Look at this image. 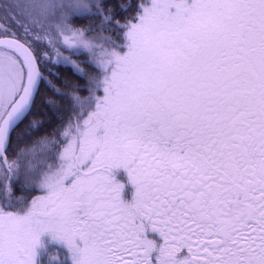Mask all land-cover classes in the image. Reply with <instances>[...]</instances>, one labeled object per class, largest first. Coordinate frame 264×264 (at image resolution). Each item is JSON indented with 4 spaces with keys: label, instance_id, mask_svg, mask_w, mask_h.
<instances>
[{
    "label": "snow or ice",
    "instance_id": "1",
    "mask_svg": "<svg viewBox=\"0 0 264 264\" xmlns=\"http://www.w3.org/2000/svg\"><path fill=\"white\" fill-rule=\"evenodd\" d=\"M76 15L72 40L95 26L118 41L102 78L0 19V122H38L60 146L41 194L0 181V264H264V0Z\"/></svg>",
    "mask_w": 264,
    "mask_h": 264
},
{
    "label": "trees",
    "instance_id": "2",
    "mask_svg": "<svg viewBox=\"0 0 264 264\" xmlns=\"http://www.w3.org/2000/svg\"><path fill=\"white\" fill-rule=\"evenodd\" d=\"M57 1V0H53ZM78 1V0H77ZM67 2V3H66ZM83 7L88 5L89 0H81ZM31 0H0V11L8 10L9 8L14 10L16 18L19 19L22 25L28 26L32 29H39L36 26L45 19V16L37 17V20L33 18L30 21L28 16V5ZM34 2H32L33 4ZM39 3V7L35 10L39 13L41 9L42 0H35V4ZM58 3V2H57ZM70 3L65 0L62 6H65L66 14L64 20L66 24L71 27L82 30L83 25L79 23L80 17L76 15V12L72 10ZM26 12L24 13V7ZM62 6L55 4L50 7L48 14L51 19H47L50 22L60 21V10ZM71 8H70V7ZM69 10V11H68ZM13 16L10 14L3 15L0 19L10 20ZM46 31L50 37H57L59 34L57 30L53 28H40ZM87 37L100 38L102 41L118 43L115 38L111 37L108 33L100 34V30L93 26V30L90 31ZM85 55V54H83ZM83 64L85 70L92 76L94 71L98 70L94 65L86 62L85 60L79 61ZM60 146L56 133L52 129L43 130L40 129L39 123L35 121H22L11 131L9 136V142L5 149L6 161L5 163L0 159V181L6 190L11 191L12 184L10 180L16 181L21 187L28 190H35L37 194H41V190L44 188V177L51 173L59 158Z\"/></svg>",
    "mask_w": 264,
    "mask_h": 264
},
{
    "label": "rangeland",
    "instance_id": "3",
    "mask_svg": "<svg viewBox=\"0 0 264 264\" xmlns=\"http://www.w3.org/2000/svg\"><path fill=\"white\" fill-rule=\"evenodd\" d=\"M63 1H65V0H57V1L42 0L41 9L39 10L40 14H38L35 11L29 10L30 6L32 5V2L35 3V0H31V3H29V5H28V16H29L30 21H32L33 18L35 20H37V17H41V14H42V16H45L47 19H51V16L48 14L50 7H52L58 3H59V5L62 6ZM67 1L70 3L69 5L72 8L70 6L69 7L72 10H74V12L80 8H83V4H82L81 0H78V1L77 0H67ZM38 5H39V3H38ZM26 7L27 6L24 7L25 9H24L23 14H25V12H26ZM66 12L67 11L65 9V6L64 7L62 6V9L60 10V13H59L60 14L59 18L61 17L60 21H56V22L51 21L50 22L49 20L45 19V21L42 20L39 23V25L36 27L39 29L50 27V28H53L55 31L57 30V33L59 34V36L57 35V37H55L56 36L55 35L51 38L54 39L55 41H57L60 45H62L63 48H67V54L72 55L76 61L79 62V61L85 60L86 62L89 63V60H90L91 61L90 64L94 65L98 69L97 71L96 70L94 71V74L92 76L97 77V78H102L105 74V69L107 67V64L105 63L107 58L105 57L104 52L108 48L114 47L115 46L114 42L112 43V42L102 41V39H100V38L96 39L94 37H87L85 35L82 36L81 40H79V41L72 40L70 33L64 27L66 24V22L64 20V15L66 14ZM6 14H10L11 16L16 17V15L14 14V10L9 8L8 10L0 11V18ZM71 28L74 31H79V29H76L73 27H71ZM66 37L68 38V44H65V38ZM90 41L97 42V46H96L94 55L89 54V49L86 47V44H85V42H90ZM101 43L105 46L103 49L99 47V44H101ZM83 54H85V55H83ZM59 164H60V161L58 158L55 166L51 170L52 172L43 178L45 180L44 181V187L53 183L56 180L58 172H59Z\"/></svg>",
    "mask_w": 264,
    "mask_h": 264
},
{
    "label": "water",
    "instance_id": "4",
    "mask_svg": "<svg viewBox=\"0 0 264 264\" xmlns=\"http://www.w3.org/2000/svg\"><path fill=\"white\" fill-rule=\"evenodd\" d=\"M16 126L17 125H14L11 129H9L5 124H3V122L0 123V159L4 163L6 161L5 149L9 142V136H10L11 131Z\"/></svg>",
    "mask_w": 264,
    "mask_h": 264
}]
</instances>
